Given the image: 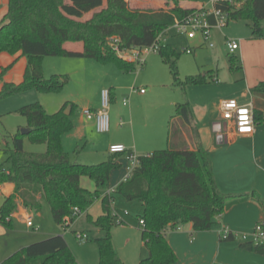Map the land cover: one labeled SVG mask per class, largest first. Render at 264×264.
Segmentation results:
<instances>
[{"label":"trees","instance_id":"16d2710c","mask_svg":"<svg viewBox=\"0 0 264 264\" xmlns=\"http://www.w3.org/2000/svg\"><path fill=\"white\" fill-rule=\"evenodd\" d=\"M173 5L163 8L131 7L126 0H9L5 15L0 21V54L21 53L27 59L23 80L19 84L4 83L0 100L30 90L43 94L62 90L66 79L43 75L46 57L90 58L101 64H113L123 73L135 70V63L122 59L114 50L151 47L176 21L196 11L180 7L184 1L159 0ZM227 11L228 9L225 8ZM229 20L248 22L251 37L264 38V0H245L235 10H228ZM90 16L85 19V15ZM81 44L82 51L69 50V45ZM158 55L169 68L173 85L182 91L188 86L206 84L212 73L180 79L176 61L179 53L164 41ZM235 65L232 60L231 66ZM10 68V67H9ZM9 68L2 69V76ZM264 93V82L251 89ZM111 96V94H110ZM71 106V114L65 109ZM76 105L65 103L53 114L45 112L39 103L25 105L16 113L27 121L30 133L11 135L12 148L8 149L10 168H0V186L10 184L14 193L3 200L0 207V224L11 227V215L19 203L31 214L41 211L47 204L57 225L70 218L73 208L86 211L100 201L102 214L90 223L103 234L96 239L99 264H123L112 244L114 218L111 206L115 195L127 201H137L142 207L141 239L148 256L138 264H176L177 257L167 239L168 228L177 229L191 224L194 232H207L219 227L218 218L233 204L229 195L221 193L215 183L214 173L207 153L198 144L196 150H156L138 157V165L129 177L119 183L113 193H108L111 171L120 167L117 156L111 154L106 161L84 165L73 161L62 145V138L74 128L72 114ZM176 114L188 125L190 109L187 101L177 104ZM255 124L263 118L254 113ZM24 139L46 146L42 154L26 153ZM87 177L95 190L90 192L80 186ZM246 196H239L244 199ZM255 200L264 210L263 201ZM73 221V220H71ZM264 231V223H258ZM237 236L219 227V241L233 242ZM239 247L264 256V242L243 241ZM1 264H78L65 239L56 235L33 243L17 251Z\"/></svg>","mask_w":264,"mask_h":264},{"label":"crops","instance_id":"0c3cea01","mask_svg":"<svg viewBox=\"0 0 264 264\" xmlns=\"http://www.w3.org/2000/svg\"><path fill=\"white\" fill-rule=\"evenodd\" d=\"M8 1L9 0H0V21L5 15ZM126 1L131 7H136L132 5L135 3L134 1ZM170 5L172 6L173 4L170 3ZM158 6V8H163L161 4ZM180 7L191 9L205 7V5L202 0H196L181 2ZM85 16H87L85 18L87 19L90 14ZM167 32L168 31H166L162 37L164 43ZM202 45L200 41L198 47ZM254 45L260 47V52H255V47L252 46L254 50V60L249 62L247 55L248 48H242L241 41L239 50L234 54L235 56H239L241 68L238 67L237 64L228 66V71L230 73L240 72L241 69L242 76L240 79L230 76V78L226 77L227 81H221L219 69L208 68L202 76H206L208 72H211L212 79L206 84L188 86L184 91L179 87H177L176 90L174 87L173 92L169 94L170 99L168 103L173 108H176L177 104H181L184 101L188 102L190 109V124L187 125L183 123L177 114L173 120L169 121L168 138L166 141L168 149L193 151L196 150L198 144L203 148L210 160L218 190L232 197L230 199V202H233L232 206L218 218L219 227L228 228L237 235L235 241L221 243L219 241V227L207 232H194L191 224L180 226L179 230L168 228L165 232V238L176 254V264H264V256L248 252L239 247L241 242L251 240L255 226L258 223H264V210L255 200V197H253H259L264 203V93L251 92L254 86L260 82H264V42H254ZM45 59L43 60L44 68ZM161 63L164 64L162 61ZM26 67L27 59L22 56L20 52L15 55H9L7 53L0 54V75L2 69L9 68L0 76V89L4 83H21ZM117 70L124 75L130 74L123 73L119 69ZM198 74L200 75L201 72ZM188 76H195V74ZM164 86H171V82H166ZM105 88L110 91L111 102H115L116 96H120L123 91L127 90L131 98V106H129V110H127L124 107L125 103L123 100L124 105L117 103L110 109L109 134L111 136H108L104 144V149L102 150V154H100L101 159L100 157L96 159V157L86 156L81 159V164L96 165L99 164L98 160H103L102 162L106 161L112 156L108 152L109 146L116 144L125 146L129 153H133L137 157H140L148 151H150V153L147 155L156 151L157 148H159L158 143H160L159 141L162 134H160V124H158L159 118L157 123H153L150 130L144 132L141 136L142 142L138 141L134 130V103L145 101L148 96L147 93H132L130 89L134 87H125L118 79H114L106 86L102 87V89ZM135 88L138 89V87ZM226 100H234L239 105L251 104L253 112L261 114L263 120L256 123L255 132L253 134L237 135L234 133L233 129L227 125V122L223 121L220 106L222 102ZM65 103L69 102L59 101L56 104V108L60 110ZM82 106L77 123L73 121V130L65 134L62 138V145L65 151V141L68 139L74 143L84 141L85 145L89 144L91 140V143L94 141L93 136L96 132L94 122L87 120L83 116L82 111L85 109L91 111L99 110L100 100L97 98L92 103H85ZM121 122H125V124L130 126L131 129L129 131L132 135L131 139H128V131L126 132V130L119 129ZM173 124L176 128L174 134H171L170 129ZM21 128L28 129L26 125L20 127V129ZM151 150L153 151L151 152ZM117 162L120 167L110 173L107 189L109 193L115 189L119 183L124 181L129 173V163L126 159V155H118ZM80 186L82 188L84 186L82 178L80 179ZM84 189L95 190V185L94 187L89 186ZM0 191L3 199H5L14 193V187L10 184L2 185L0 186ZM239 196L246 197L241 199ZM15 217H22L25 219V222L26 219L30 218L33 224L31 213L23 209L19 203L17 204V210L11 215V224L12 218ZM32 228H34V224L33 227H28V229ZM6 235L7 234H5L0 224V236L6 237ZM28 235L29 236H19L16 232L11 234L9 237V239H11L10 242L3 244V246L0 245L1 262L22 248L39 242L31 241L39 238L38 236L43 238V240L56 236L47 233H42L41 235ZM143 249H145L144 245ZM145 251L146 254L139 258L138 263L148 256L146 249Z\"/></svg>","mask_w":264,"mask_h":264},{"label":"rangeland","instance_id":"374dc122","mask_svg":"<svg viewBox=\"0 0 264 264\" xmlns=\"http://www.w3.org/2000/svg\"><path fill=\"white\" fill-rule=\"evenodd\" d=\"M130 1H134L135 3L132 5L139 8H158V5L161 4L163 9H168L171 6L157 0ZM202 2L207 9H212V0H202ZM261 25L264 27V21L261 22ZM173 33L172 30L167 32L165 44L170 45L179 53L176 65L180 79H184L191 74L196 75L197 73L199 75V72H201L200 75H203L208 68L219 69L221 81H227V78H230V76L240 79L242 76L241 65L239 63L240 58L238 55L229 54L225 43L226 40H241L242 48H248L247 55L249 62L254 60V50L255 52H260V47L254 45V42H264V38L251 37L248 22L243 20H230L226 26L212 29L210 40L205 42L201 47H198L200 39L190 40L184 34L176 35ZM210 43H213L215 46L213 48L208 47ZM69 46H71L68 47L69 50L82 51L81 44ZM252 46L255 47L254 50ZM186 48H191L192 53L186 54L184 52ZM143 58L145 60L143 65L135 62V70L128 75H124L113 64H101L90 58L46 57L44 61L45 68L43 67L44 77L49 79L56 75L65 78L66 82L62 90L57 93L43 94L37 90H30L0 100V168L3 167L5 170L10 168V163L7 162L8 149L12 148L10 136L15 133H21L23 128L20 129V127L27 125L26 119L16 113L18 109L25 105L39 103L46 113L53 114L59 111V108H56V104L59 101L74 103L76 109L72 115V120L74 123H77L81 107H83L82 105L92 103L97 98L100 100L102 87L114 79H118L125 87H134L130 89L132 93L141 94L140 89H143L144 93L148 95L145 101L134 103V130L138 141H141V136L144 132L150 130L152 124L157 123L159 118L158 124H160V134H162L157 150L168 149L166 141L168 138L169 121L177 116L175 108L171 107L168 101L170 99L169 94L173 92L175 86L173 85L169 68L161 63L158 53L148 52ZM232 60L240 67V72L230 73L228 71V66L231 65ZM169 81L171 82V86L165 87L164 85ZM135 87H138V89ZM123 100L127 101L125 105ZM117 103L124 105L129 110L131 98L127 90L123 91L120 96L117 95L115 102L109 103V118L110 109ZM181 121L185 123L182 119ZM175 128L176 126L173 124L170 129L171 134H174ZM119 129L128 131V139L132 138L129 131L131 128L128 124L121 122ZM108 136H111L109 132L106 134L95 132L93 143H91V140L87 145H85L84 141L76 142V144L68 139L65 141V149L70 154L71 159L78 161V163H81V159L86 156L96 157V159L100 157L101 159L100 154H102ZM23 150L26 153L42 154L46 152V146L24 139ZM148 153L150 151L145 152L141 156H146ZM98 161L100 163L103 160ZM82 180L84 184L83 188L94 187L93 182L87 177H82ZM114 190L111 192H114ZM88 191L93 192L94 189H88ZM3 200L0 191V207ZM142 212V207L137 201L129 202L122 195H115L111 206V213L114 218V226L111 231L112 244L123 264H137L139 258L146 254L141 239L142 227L139 224ZM101 214V204L96 201L88 210L76 216L68 226L64 224L57 225L52 218L48 205L45 203L38 214H31L34 228L28 229L25 219L22 217L12 218V224L9 228L2 225V229L7 235L6 237L0 236V245L3 246V244L10 242L11 239L9 237L14 232L19 236H29L28 234L41 235L42 233L60 235L64 237L78 264H99V252L95 241L97 238L102 237L103 234L90 223L88 216L96 220ZM76 233L86 234L89 240L80 243L75 237ZM38 237L36 240L31 241L43 240L40 236Z\"/></svg>","mask_w":264,"mask_h":264},{"label":"built area","instance_id":"2783aa9c","mask_svg":"<svg viewBox=\"0 0 264 264\" xmlns=\"http://www.w3.org/2000/svg\"><path fill=\"white\" fill-rule=\"evenodd\" d=\"M245 0H212V9H207L206 7L196 8V11L189 14L185 18L176 21L167 31L172 30L176 35L184 34L187 39H200L202 44L210 40L211 31L214 28H222L228 24L230 21V13L228 10H235L240 8L244 4ZM225 8L228 10L226 11ZM164 34V33H163ZM163 34L158 38L156 43L148 48L141 49H120L117 46L114 48L115 52L124 60L128 62H138L141 65L145 63L143 56L148 52L158 53L160 48V43L163 42ZM226 47L229 54L234 55L240 47L241 40H226ZM215 45L213 43L208 44V47L213 48ZM186 54H191V48L184 49ZM144 93L143 90H140ZM111 102L110 91L108 89H103L100 92V108L97 111H91L85 109L82 111L83 116L87 120L94 122L95 130L99 134H106L110 129V118L108 115V107ZM127 101L124 100V103ZM220 110L222 113V119L227 122L234 133L237 135H251L255 132V120L254 112L251 104L239 105L234 100L223 101ZM109 154H124L126 159L131 165L129 167V173L125 179L129 177L131 171L138 165V157L133 153H129L125 146L116 144L109 146ZM109 193V192H108ZM111 193V192H110ZM81 211L76 207L73 208L70 218H67L64 222L65 226H68L76 216H79ZM140 226H144V221L140 220ZM26 225L28 227H33L32 219H26ZM178 230L180 227L177 228ZM230 231L228 228L224 227V233L227 234ZM235 234V233H234ZM236 235V234H235ZM237 236V235H236ZM76 239L80 243H84L89 240L86 234L76 233ZM255 243L264 242V231L261 225H256L252 238ZM1 264V262H0Z\"/></svg>","mask_w":264,"mask_h":264},{"label":"water","instance_id":"95a60500","mask_svg":"<svg viewBox=\"0 0 264 264\" xmlns=\"http://www.w3.org/2000/svg\"><path fill=\"white\" fill-rule=\"evenodd\" d=\"M64 114H65L66 116H69V115L71 114V107H70V106H68V107L65 109ZM29 133H30V130H29V129H22V131H21V134H22V135H27V134H29Z\"/></svg>","mask_w":264,"mask_h":264}]
</instances>
